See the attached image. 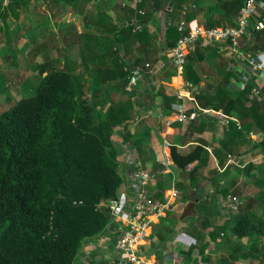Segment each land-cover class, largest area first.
<instances>
[{
	"label": "trees",
	"instance_id": "trees-1",
	"mask_svg": "<svg viewBox=\"0 0 264 264\" xmlns=\"http://www.w3.org/2000/svg\"><path fill=\"white\" fill-rule=\"evenodd\" d=\"M87 1L98 3L95 0ZM203 1L142 0L137 4V9L147 6L154 14L162 9L167 18L173 16L178 20L181 16L178 10L184 4H200ZM242 1H227V13H238ZM30 2L36 9L44 4L48 8L59 9L58 13L53 14L58 18L54 22L66 28L68 33L72 32L74 24L67 25L60 19L65 18L70 10L76 11L77 0H9L7 5L0 0V21L5 22L12 6L20 9ZM134 13L135 9L130 8L129 22L115 21L112 27L115 50L106 54L110 69L106 68L100 74L89 73L81 78L67 68L54 69L43 74L34 95L21 99L0 113V264H76L84 244L101 237L110 225L106 205L118 200L119 189L124 183L115 146L116 133L123 127L124 140L130 139L126 132L129 134V126L134 121L132 112L135 111L136 102L133 101L137 100L132 101L130 96L132 102H118L101 114L105 105L99 93L110 87L126 91L133 75L132 69L140 67L147 72L160 60L167 62V51L176 45L180 37L177 26L169 24L167 19L164 42L150 32L147 16L135 20L144 24L142 30H137L136 24L130 22ZM189 13L186 17L189 21L199 15L207 16L205 7H199L197 14ZM46 16L49 21L51 15L47 13ZM259 40L262 41L259 47L264 48V40ZM213 53L218 54L217 45L205 50L197 48L192 52L184 78L199 88L196 101L202 105V109L211 107L217 112L223 110L228 116L238 112L240 125L230 122L225 139L220 143L221 149L213 146L223 156L219 165L224 167V160L233 155L230 141H246L253 157L264 156V141L254 143L251 139V134L264 133V102L259 103L258 96L250 95L254 86L246 82H243L244 90L231 97L227 87L235 75L231 71L225 72L229 61L220 54L217 55L220 59L218 65L219 71L224 72V78L219 80L214 72L201 74L200 68ZM124 62L129 67H123ZM147 64L150 68L145 67ZM161 72V82H169L176 76L170 64L165 65ZM166 87L163 85L156 97L165 110L164 114L171 115L179 110L181 104L177 96L166 94ZM8 99L6 101H10ZM152 121L156 124L158 117L151 115L137 122L134 136L141 134ZM191 130L193 128H190L189 135ZM171 155L175 166L188 175L190 184L184 186L183 190L185 194H190L197 185L194 174L206 166L209 153L198 145L183 155L177 146L172 145ZM254 169L253 164L245 167L246 177H250ZM222 175L226 176L225 173ZM253 183L260 189L258 195L252 197L249 205L240 207L241 210L223 226L213 228L209 237L210 243L218 244L220 233L228 229L239 240L249 239L252 244L247 253L225 244L233 251L232 260L264 264V258L259 254L261 250L256 249L259 244H264V219L256 208V204H259L264 215V175ZM102 201L104 205H101ZM177 220L176 216L168 214L160 222L161 231L155 247L159 254L172 241ZM184 232L196 242H205L206 236L194 223ZM209 246V243L201 245L200 254L204 255ZM194 250L191 248L188 255Z\"/></svg>",
	"mask_w": 264,
	"mask_h": 264
},
{
	"label": "crops",
	"instance_id": "crops-1",
	"mask_svg": "<svg viewBox=\"0 0 264 264\" xmlns=\"http://www.w3.org/2000/svg\"><path fill=\"white\" fill-rule=\"evenodd\" d=\"M229 0H205L203 2L199 3H194V4H184L185 5H195V9L191 10L190 12H193L194 14H197L198 8L199 7H205V11L207 16L203 17L201 15L194 17L191 21H197L198 24H200L204 28H213V27H218V26H226V25H231L234 22L237 21V17L239 12L237 13H227V8H226V2ZM142 2V0H141ZM245 0L242 1V6L244 4ZM137 4H139L138 0H102L101 2L93 4L90 1H85L84 4H79L80 8L77 12H79L77 15L75 14V17L72 19H69V21L65 22L67 25L74 24V27L71 28L72 32L68 33V30L63 27H59L56 29L59 31V33L65 30V38L62 41L68 40H73L75 42L76 40L78 42V49L80 51V57L85 61L82 65V68L84 72H82L84 75L89 74V73H103L107 69H110V61L109 58L107 57V53L113 52L114 45H113V35L112 32V27L116 22L124 21V22H129L128 20L130 19V14H129V9L133 8L135 9V13L131 16L130 22H134L135 20L139 19L140 16H147V21H148V26L150 29L151 33H156V25L157 21L160 22V41L164 42L165 39V19H167V22L169 24H173L175 26H178V24L181 21H189L187 20V16L190 14H183V7L182 9L178 12H180V18L176 20L173 16L170 18H167V15L164 13V11L161 9L158 13H152L149 7H145L141 10L137 9ZM95 5V6H94ZM173 5H171L172 7ZM241 6V8H242ZM92 7H94L92 9ZM174 8V7H172ZM240 8V7H239ZM240 8V9H241ZM139 11H143L144 15H140ZM240 11V10H239ZM73 13L69 12V16L72 17ZM122 17V18H121ZM233 19L234 21L230 24H228V21H231ZM72 21V22H71ZM76 24H75V23ZM78 22V24H77ZM63 23V22H62ZM31 24H28L26 26L30 27ZM112 25V26H111ZM144 25V24H143ZM32 27V26H31ZM50 27V26H49ZM69 28V27H68ZM34 27L31 29L33 30ZM74 29L76 31H74ZM28 30V29H26ZM37 33V28L36 31ZM60 37V36H59ZM62 37V36H61ZM40 42V51H36L33 56H34V61L33 65H37L39 58L41 57L40 55H47L48 57L52 56L51 53L55 52L54 50L51 49V47L47 46L46 43H43V40ZM42 43V44H41ZM262 43L261 40L256 42V46L251 48L252 54H255L256 52L259 51H264V48L259 47L260 44ZM64 44V43H63ZM62 46L59 47L61 49ZM209 47V46H208ZM207 47V48H208ZM107 49V52L104 53L103 50ZM159 48V46H158ZM212 48V47H211ZM214 48V47H213ZM218 48V45H217ZM255 48V49H254ZM206 48H204L205 50ZM115 50V49H114ZM203 50V49H201ZM47 51V52H45ZM218 54H214L209 56L206 59V64L209 63L210 61H214V69L219 70V61L220 59L217 57ZM222 56V55H221ZM91 57H94L96 60H100L102 66L100 67L101 69H96L93 70L92 68V62H89V59ZM225 58V60H228L229 66L227 67L226 71H231L234 73L235 77H232L227 90L230 92L231 97L234 98L239 93H241L245 85L243 83L242 77H238V72L233 69L232 64L234 61L226 56H222ZM218 58V59H217ZM1 60V59H0ZM2 63H0V85L6 79L5 75L3 74L5 72V69L1 66ZM162 64H168L167 62H164L163 60L159 61L155 66H153L152 69L149 71H144L142 68L139 67V69L142 70V79L139 82V85L137 87L136 92H138V95L136 97L137 101L136 105L138 106L137 109H139V106H141V103L144 104L143 107H141V110L137 112L136 115H133V123L131 126H129V134L126 132V136L130 139L128 141L124 140V134H122L124 131L123 127L119 128L117 133H116V141L118 140L121 144L122 147L125 146V154L122 156H119L120 160V165L122 169V173L124 175V183L119 189V195H118V201L120 200L122 205L127 209L129 208V205H131V201L133 198V192H134V170H137V167L134 166L135 161H139L141 163L139 169L142 170H148L153 172L155 175V180L153 179L150 184L147 187V191L150 193V195L153 197L154 200L156 201H165L166 197L168 196L169 192L168 190L172 188V177L171 174H167L164 172L163 167L157 163L158 160H163L165 157V153L168 152L166 149H164V142L169 141V143L172 145H175L178 147L179 152L183 155H186L192 151V149L195 146H202L208 153H209V160L207 161V164L204 168L201 170L199 169L195 174V178L197 181V185L192 188L190 194H185L184 192L183 195L181 194L179 198L175 199L172 201L173 205V210L168 212V214H171L173 216L177 217L178 224L174 228L173 233H172V241L168 242L166 244L165 250L162 251L161 254L160 251H155V247L158 245L157 243V238L152 234L151 238L149 239L148 243L143 247V252L144 255L146 256L149 264H195L192 262L186 254H184V251L182 248H178L176 246L177 241L179 237H182L180 234H184L185 238H190L195 241L194 238L191 236L187 235L184 230L191 224L194 223V226L200 229V231L203 232V234L206 236L205 237V244L209 243V245H213L216 243H210V233L213 228L223 226L229 219H227L224 223L220 224L217 221L222 218L223 215H225V212H222L221 206L219 203V196L221 195V190L224 188V184H227L228 180V174H226V171L228 167L230 166L229 161L232 160V156H229V159H225L224 162L225 166L220 167V160H223L222 153L216 152L214 150L213 146H217L218 149H221L220 143L224 141L226 132L229 130V124L230 122H236L238 125H240L239 122V115L238 112L234 114L233 116H228L225 115L223 110L220 111H215L211 107L204 110L202 109V105L197 103L200 110L203 112L200 114L197 118V120L192 121V122H187V123H178V122H173L171 126L166 125V121L168 119L174 120V116L176 115L177 111L175 113H172L171 115L168 113L164 114L163 107L160 104V100L158 97H156V94L161 91V89L155 93V91L151 90V92H148V101L141 102L140 98H138L140 92H141V85L140 83L142 81L145 82L144 77L149 74L153 77L154 84L159 83L160 86L162 87L163 85H166L167 87L164 89L166 94L168 95H175V92L179 89L182 88L181 84L183 81H185V72L183 75L179 76L176 73V76L172 77L170 82H161L160 79V74L162 73ZM208 65V64H207ZM150 68V67H149ZM33 70L39 75V69L36 68V66L33 67ZM37 70V71H36ZM175 70V69H174ZM185 71V70H184ZM204 70L200 68L201 74L203 73ZM146 74V75H145ZM217 76V74L215 75ZM224 78V74L222 77H218L219 80H222ZM180 80V82H177V80ZM256 82L262 84L264 82V77L255 75L251 77V80L249 82L250 86H254L253 89L256 86ZM6 84V83H5ZM14 85V84H13ZM156 85V84H155ZM154 85V86H155ZM11 87V86H10ZM110 91V90H109ZM254 91V90H253ZM250 93V95L253 94ZM150 93V94H149ZM185 96L188 95V90L183 91ZM250 97V96H249ZM189 98V95H188ZM251 98V97H250ZM264 102V100L259 101V103ZM179 103L185 106V109H187L189 112H192V109L194 107L193 102L189 101V99L185 100H179ZM157 105V106H156ZM201 105V107H200ZM156 106V108H154ZM247 107H250V104H247ZM144 108V109H143ZM181 108V105H179V109ZM136 110V109H135ZM201 111H199L201 113ZM205 111L212 112L209 115L204 113ZM134 112V111H133ZM132 112V114H134ZM153 115L154 117H158V121L156 124L154 122H149L143 130L141 131V134H139L137 137L134 136L135 133V125L137 122L143 119L149 118V116ZM216 117H215V116ZM208 117V118H206ZM210 117H215V119H209ZM225 119H228L229 123L225 121ZM190 128H193L191 130V135L188 134L190 131ZM118 134V135H117ZM258 134V133H256ZM256 134H251V137ZM122 135V136H121ZM255 137V136H254ZM253 137V138H254ZM137 141V143H136ZM254 143H256L254 141ZM237 144H233L232 146V152L235 154L236 151H240L242 148L236 147ZM117 149V148H116ZM239 149V150H238ZM243 149V148H242ZM171 150V149H170ZM245 154L243 156L239 155V158H245L248 160V156H252V152L249 151V145L247 146V150L245 149ZM253 157V156H252ZM263 155H259L256 158L253 157L251 160H254L253 163L250 162L248 165L253 164L254 165L255 161L257 159L263 158ZM238 159V155L236 157ZM235 161V160H232ZM123 162L124 164H122ZM234 163V162H233ZM247 162L242 166L241 169H245V167L248 166ZM176 167V166H175ZM158 168V170H156ZM177 168V167H176ZM192 167L188 168L190 171ZM173 172L176 174V178L178 181V178L181 177L182 179V186H186L190 184V181L188 180V175L178 169L176 171L173 167ZM256 169V167H255ZM254 169V170H255ZM215 171L214 174L211 176V172ZM223 173L226 174V176L222 175ZM253 174V172H252ZM218 176V177H217ZM168 180V181H167ZM253 178L251 179V181ZM176 181L175 186L178 190V184ZM254 182V181H252ZM164 187V189H163ZM257 188V187H256ZM210 191V194L206 193V190ZM182 190V189H181ZM179 190V191H181ZM259 190V189H258ZM183 191V190H182ZM216 202L217 209L215 210L216 212L213 214L212 223L210 221V215L211 213L206 211L205 207L208 206V202ZM190 203H195V211H196V216L195 217H190L186 218L183 221L181 220V216L183 211L187 206H189ZM206 218H205V217ZM204 219V221L202 220ZM202 220L203 224L198 225L197 221ZM215 221V222H214ZM185 225V229L183 228L182 232L180 233L179 230L181 228V225ZM160 223L155 227L156 230L158 229ZM187 225V226H186ZM180 228H179V227ZM178 230L175 233V229ZM207 227V228H206ZM117 231H118V225L115 224L114 221L110 223L108 228L106 229V234L103 235L99 239L95 240H89L86 242V248H87V254L85 252V255H80L79 260L77 261L76 264H92L93 261H98V258L102 259L103 264H120L121 263V257L117 255L115 252V243L117 240ZM178 235V236H175ZM156 241V242H155ZM209 246V247H210ZM208 247V248H209ZM208 250V249H207ZM206 250V251H207ZM189 252V250H188ZM206 253V252H205ZM92 255V256H91ZM201 258L205 257L200 256ZM199 257L200 264H206V260H202ZM195 260V259H194Z\"/></svg>",
	"mask_w": 264,
	"mask_h": 264
},
{
	"label": "rangeland",
	"instance_id": "rangeland-1",
	"mask_svg": "<svg viewBox=\"0 0 264 264\" xmlns=\"http://www.w3.org/2000/svg\"><path fill=\"white\" fill-rule=\"evenodd\" d=\"M79 1V3H78ZM87 0H77V8L76 11H71L73 13L72 17L69 16V14L63 18L60 19L62 22H67L69 19H72L75 17V14L77 15L79 12H77L80 8L79 4H84ZM59 9L47 7L46 4L39 6L38 9L35 8L32 2L28 3L27 6H22L20 9H17L16 7H11V13L8 16V18L5 20V22L0 21V63L1 66L5 69V72L3 73L7 80L1 83L0 85V113L3 111H6L10 109L12 106L16 105L21 99L25 97H30L35 94L36 89L39 85V82L41 80V77L43 74L48 73L54 69H63L67 68L69 69L76 77L81 78L84 74L82 65L86 61H84L80 57V51L78 49V42L73 40H67L64 42H61L60 40H63L65 36V30L61 33L57 31L58 29V22H54V20H57L58 18L54 17V12L58 13ZM47 13L51 15L49 21L47 19ZM122 18V17H121ZM52 21V22H51ZM234 20L231 19V21H228L227 23L230 24ZM72 22V21H71ZM75 23V22H74ZM28 24H31L32 27L29 29V26H26ZM76 24V23H75ZM78 24V22H77ZM50 26V27H49ZM34 27L33 30H31ZM37 28V33L35 32ZM29 29V30H26ZM156 33L155 35L157 37H160V22L157 21L156 25ZM54 35L56 37H54ZM60 36V37H59ZM62 36V37H61ZM46 43L47 46L51 47L52 50L55 52L51 53L52 56L48 57L47 55H40L38 64L33 65L34 56L33 54L37 51H40V42ZM80 43V42H79ZM42 44V43H41ZM61 49H59V47ZM157 47L159 45H156ZM106 48L103 50L104 53L107 52ZM47 52V51H45ZM92 62V68L93 70L101 69L102 66L100 60H96L94 57H91L89 59V62ZM214 61H210L209 63L205 64L204 67H202L203 72H205L207 75L209 73L214 72L218 77H222L224 74L223 71L215 70L214 69ZM127 62H124L123 67H129L127 66ZM36 66L37 69H39V75L33 70V67ZM131 68V67H130ZM213 70V71H212ZM37 71V70H36ZM212 74V73H211ZM146 75V74H145ZM238 77H240L238 75ZM144 81L140 83L141 92L138 96L140 98V101L143 103L148 101V92H151V90L158 92L161 89V86L159 83L154 84L153 77L151 75H147V77H144ZM170 82V81H169ZM168 82V83H169ZM6 83V84H5ZM14 84V85H13ZM116 84V83H115ZM171 84V82H170ZM155 85V86H154ZM11 86V87H10ZM110 90V91H109ZM99 98L104 101V108L101 110V114H104L106 111L110 109L112 105H116L118 102H128L130 99V96L132 100H136V97L138 95V92H134L132 94H129L124 89H118L115 88H108L107 90H101L99 93ZM150 94V93H149ZM10 98V101H6V99ZM9 100V99H8ZM132 102V101H131ZM138 105V104H137ZM134 105L135 110L133 115H136L139 110H141V107L144 106V104L141 103V106ZM157 106V105H156ZM154 106V108H156ZM144 109V108H143ZM123 132L122 134H124ZM118 135V134H117ZM122 136V135H121ZM124 136V135H123ZM255 136V137H254ZM254 137V138H253ZM117 137L116 139H118ZM252 141H255L256 143H260L264 141V133L262 134H256L251 137ZM237 144L236 147L240 149V151H236L234 156H232V160H235L234 163L229 161L230 166L228 167L226 174H228V180L227 184H224V188L221 190V195L219 196V203L222 209V212H225L226 214L222 216L221 219H219L217 222L222 224L227 219L232 218V215L236 214L241 210L242 207H245L252 202V197L258 195L260 192L259 188H256L254 183L252 181H255L260 175H264V157L261 159H257L254 163L256 165V169L253 171V174H251L250 177H246L244 170L241 169L244 164L247 165L254 160H251L253 157L249 155L248 160L245 158H239V155L243 156L245 153V149L247 150L248 144L241 141H230V146L232 147L233 144ZM115 146L117 148L119 156L123 158L122 156L125 154V146L122 147V144L117 140L115 141ZM238 149V150H239ZM123 154V155H122ZM238 155V159L236 158ZM120 158V160H121ZM124 164L123 162H121ZM158 170V168H156ZM215 171L211 172V176L214 174ZM253 180L251 181V179ZM168 181V180H167ZM179 182V184H178ZM182 179L181 177L178 178L177 184L179 187V190H183V186L181 184ZM177 186V185H176ZM259 189V190H258ZM181 194L183 195L182 192ZM206 193L208 195L210 194V191L207 189ZM237 198L238 206L237 207H231V201L232 199ZM208 206H206L205 210L210 212V221L212 223V218L214 217L213 214L216 212L217 209L216 202H208ZM259 204H256V208L258 209L259 216L264 219L263 211L259 207ZM241 207V208H240ZM205 217V216H204ZM206 218V217H205ZM204 221V219H202ZM198 220V225H202L203 221ZM215 222V221H214ZM187 226V225H186ZM179 227V226H178ZM175 229V233L178 230ZM180 228V227H179ZM183 228L185 229V225L182 224L179 232L181 233ZM161 231V228L158 227L154 228L153 236L157 238L158 241V235ZM106 232L103 234L105 235ZM102 235V236H103ZM182 237H179L176 246L178 248H182L184 251V254L189 257V259L194 262L195 264H200L199 257L204 256L200 254V247L201 245H204L205 243L202 242H196L190 238H185L184 234H180ZM101 236V237H102ZM178 236V235H175ZM99 237V238H101ZM98 238V239H99ZM156 240V239H155ZM156 242V241H155ZM158 243V242H157ZM207 244V243H206ZM225 244H228L229 246L233 248H237V250L241 252H250V246L252 244L251 240L249 239H243L239 240L237 239L228 229H225L223 232L220 233V239H218V244L211 245L208 250L205 253V257L201 258L202 260H206V264H250L249 261L239 259V261L232 260L231 254L233 251L229 250V248L225 247ZM191 248H194V252H192L191 255H188V250ZM256 249H260L261 252L260 257L264 258V244H259V246H256ZM86 243L83 246V250H81V255L89 254L87 253ZM190 252V251H189ZM92 256V255H91ZM227 258L226 261L223 260V258ZM195 259V260H194ZM79 260V258H78ZM77 260V261H78ZM102 259L98 258V261H93L92 264H103Z\"/></svg>",
	"mask_w": 264,
	"mask_h": 264
},
{
	"label": "built area",
	"instance_id": "built-area-1",
	"mask_svg": "<svg viewBox=\"0 0 264 264\" xmlns=\"http://www.w3.org/2000/svg\"><path fill=\"white\" fill-rule=\"evenodd\" d=\"M9 0H3V4L7 5ZM101 2L102 0H95ZM140 3L141 0H138ZM195 5H185L183 14H188L195 9ZM140 15H144L143 11H139ZM136 24L137 30H142L143 23ZM180 37L176 45L167 51L168 64L175 69L177 75L184 73L189 55L197 48H207L211 45H218V53L220 55H228L234 63L233 69L238 72L243 82L249 84L251 77L255 75L264 77V51L252 54L251 48L256 45L259 39L264 40V0H245L239 11L237 21L231 25L218 26L213 28H204L197 21H181L177 26ZM166 64H162V69ZM149 68L150 65L145 66ZM141 69H132L130 83L126 87L129 94L136 92L139 82L142 79ZM182 88L175 92L179 100L189 99L193 102L192 112L185 109L181 104V108L174 116V120L168 119L167 126H171L173 122L187 123L195 121L203 112L200 110L196 96L199 94V88L191 82L183 81ZM188 90L185 96L183 91ZM253 95L258 96L259 101L264 100V82L262 84L256 82L253 89ZM201 111V113L199 112ZM207 115L212 112L205 111ZM229 123L228 119H225ZM165 153L163 160H158L164 172L171 174L172 188L168 190L169 194L165 201H156L147 191V187L154 179L153 172L139 169L141 163L134 162L137 170H134V192L131 205L125 208L121 201L113 200L106 205L109 216L115 224L118 225L117 240L115 243V252L120 256V264H149L144 255L143 247L151 238L154 228L166 218L168 212L173 210L172 201L179 198L181 192L176 186V174L172 167L178 171L171 155V144L169 141L164 142ZM234 162V161H231ZM231 201V207H237L238 200L234 198Z\"/></svg>",
	"mask_w": 264,
	"mask_h": 264
},
{
	"label": "water",
	"instance_id": "water-1",
	"mask_svg": "<svg viewBox=\"0 0 264 264\" xmlns=\"http://www.w3.org/2000/svg\"><path fill=\"white\" fill-rule=\"evenodd\" d=\"M105 202L102 201V204L101 205H104ZM195 203H190L189 206H187L185 208V210L183 211L182 213V216H181V220L183 221L184 219L186 218H190V217H195L196 216V211H195Z\"/></svg>",
	"mask_w": 264,
	"mask_h": 264
},
{
	"label": "bare ground",
	"instance_id": "bare-ground-1",
	"mask_svg": "<svg viewBox=\"0 0 264 264\" xmlns=\"http://www.w3.org/2000/svg\"><path fill=\"white\" fill-rule=\"evenodd\" d=\"M177 82H180V80L178 79Z\"/></svg>",
	"mask_w": 264,
	"mask_h": 264
},
{
	"label": "clouds",
	"instance_id": "clouds-1",
	"mask_svg": "<svg viewBox=\"0 0 264 264\" xmlns=\"http://www.w3.org/2000/svg\"><path fill=\"white\" fill-rule=\"evenodd\" d=\"M168 215V214H167Z\"/></svg>",
	"mask_w": 264,
	"mask_h": 264
}]
</instances>
